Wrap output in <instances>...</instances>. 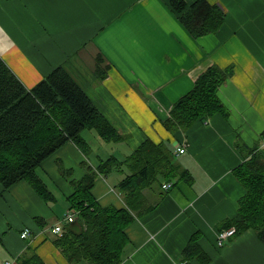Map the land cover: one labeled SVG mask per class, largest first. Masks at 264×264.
<instances>
[{"label":"crops","instance_id":"1","mask_svg":"<svg viewBox=\"0 0 264 264\" xmlns=\"http://www.w3.org/2000/svg\"><path fill=\"white\" fill-rule=\"evenodd\" d=\"M166 1L0 0V58L28 89L58 66L80 86L89 84V93L83 90L126 136L121 143H106V158L122 160L146 139L163 142L192 177L176 185L162 182L172 187L164 190L161 185L160 198L154 189L144 191L151 209L135 214L126 227L119 264H201L182 256L196 232L204 234L197 242L210 257L207 264H263L264 245L251 230L229 237L222 247L217 234L236 215L244 193L233 170L249 149L264 157V2L207 0L222 7L225 21L216 32L196 39ZM99 54L107 67L101 81L95 72ZM211 65L233 68L217 93L228 116L216 114L169 132L162 122L171 105ZM82 136L91 155L69 142L37 169L53 201H42L24 181L0 191V264H19L28 250L45 264H70L51 243L49 229L69 224L63 219L72 213L67 199L72 183L84 178L87 167L94 169V158L106 159L95 155L85 131ZM178 145L185 146L181 155L175 154ZM126 173L113 170L107 177L96 176L91 194L100 205H126L117 190ZM53 187L67 203L59 219ZM24 228L29 235L22 239Z\"/></svg>","mask_w":264,"mask_h":264},{"label":"trees","instance_id":"2","mask_svg":"<svg viewBox=\"0 0 264 264\" xmlns=\"http://www.w3.org/2000/svg\"><path fill=\"white\" fill-rule=\"evenodd\" d=\"M166 2L193 38L212 34L224 24L226 14L218 4L207 0ZM105 65V58L97 55L95 72L99 81L105 77ZM232 73L231 66L208 67L192 88L173 102L169 116L162 122L164 128L175 133L216 114L227 117L229 112L217 93ZM86 130L94 131L107 144L121 143L126 138L64 67L52 69L28 89L0 58L1 192L24 181L42 201H53L54 195L38 176L37 169L69 142L88 156L91 148L82 136ZM87 169L89 172L81 181L72 183L73 192L67 198L75 220L63 225L61 233L51 238V243L70 264L81 261L119 264L127 242L126 227L135 214L151 209L152 205H145L144 191L160 189L164 181L176 185L181 180L192 179L174 159L168 144H154L149 139L122 160L110 156L100 159L94 169ZM113 170L127 172L117 185L126 204L122 208L102 206L91 194L96 176L107 177ZM233 174L244 193L238 200L236 215L223 222L222 230L234 227L232 237L251 230L264 245V157L256 149H249ZM198 237L197 232L191 235L182 256L184 260L196 258L207 264L210 257L197 242ZM18 263L45 264L32 250L24 253Z\"/></svg>","mask_w":264,"mask_h":264},{"label":"rangeland","instance_id":"3","mask_svg":"<svg viewBox=\"0 0 264 264\" xmlns=\"http://www.w3.org/2000/svg\"><path fill=\"white\" fill-rule=\"evenodd\" d=\"M82 86H84L85 88H86V91L89 93V89H88V86H90L89 84L87 85V84H84V85H82ZM81 86V87H82ZM85 137L89 140V142L91 143V145H92V148L94 149V152H95V155H100L102 158L103 157H107L108 156V154H110V146H108L106 143H104V142H102L98 137H97V135L95 134V132L94 131H89V130H86L85 131ZM92 136L94 137V138H92ZM94 139H97V141H99L100 143H102V146H101V148H100V146L96 143V140H94ZM110 145H113V143L112 144H110ZM89 155H91V154H88V156ZM125 156V155H124ZM94 160H95V166L98 164V161H97V159L96 158H94ZM48 183H49V181H48ZM53 189V192H54V194H55V196H56V202H55V205H56V207H55V211H58V213H57V218L59 219V218H62L64 215H65V213H66V204H63V199L62 198H60L59 197V195H58V191L53 187L52 188ZM118 190V189H117ZM154 191H156V196H157V198H160V196H162V194H159L160 193V190H159V188H155L154 189ZM71 192H73V189H72V191ZM156 200V199H155ZM67 207H68V205H67ZM9 226H7V225H5V228H8ZM6 232H7V230H6ZM199 237H204V234L201 232L200 234H199Z\"/></svg>","mask_w":264,"mask_h":264},{"label":"built area","instance_id":"4","mask_svg":"<svg viewBox=\"0 0 264 264\" xmlns=\"http://www.w3.org/2000/svg\"><path fill=\"white\" fill-rule=\"evenodd\" d=\"M185 152V146L183 145H178L176 146V149H175V154L176 155H181ZM172 187V183L170 182H166L162 185V188L164 190H168L169 188ZM75 220V214L74 213H67L63 219V222L65 223H72L73 221ZM62 231V225L61 223H57L55 225H53L50 229H49V232L52 234V235H58L60 234ZM235 233V228L234 227H231L229 229H226V230H222L220 231L218 234H217V245L219 247H222L223 245V242L226 241L229 237H232ZM29 235V228H24L21 233H20V237L22 239L26 238L27 236ZM6 264H9V263H6ZM180 264H184V263H180Z\"/></svg>","mask_w":264,"mask_h":264}]
</instances>
